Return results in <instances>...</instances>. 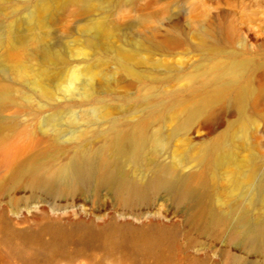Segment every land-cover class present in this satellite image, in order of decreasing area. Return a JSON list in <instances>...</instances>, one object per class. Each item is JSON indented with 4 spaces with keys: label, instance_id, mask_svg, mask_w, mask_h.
<instances>
[{
    "label": "rangeland",
    "instance_id": "1",
    "mask_svg": "<svg viewBox=\"0 0 264 264\" xmlns=\"http://www.w3.org/2000/svg\"><path fill=\"white\" fill-rule=\"evenodd\" d=\"M191 15L216 31L221 54L191 48ZM147 37L181 41L139 47ZM233 57L247 63L239 86L256 91L249 116L207 106L181 127L180 108L210 93L212 68ZM113 122L161 134L163 144L149 143L136 165L119 162L133 182L167 167L189 194L149 190L136 200L97 181L41 187L78 150L107 154L113 135L97 133ZM221 140L233 160L212 168L202 156ZM257 157L264 165V0H0V264H264L233 236L242 212L249 232L263 228L256 199L248 203L260 181ZM132 228L165 236L148 247Z\"/></svg>",
    "mask_w": 264,
    "mask_h": 264
},
{
    "label": "bare ground",
    "instance_id": "2",
    "mask_svg": "<svg viewBox=\"0 0 264 264\" xmlns=\"http://www.w3.org/2000/svg\"><path fill=\"white\" fill-rule=\"evenodd\" d=\"M136 1L126 0V4L133 7ZM40 8L44 9V6L40 4ZM201 17L203 15H191L189 17L190 36L191 38L194 37V43L191 48L209 54H221L223 51L217 40L219 37H216V31L214 32L210 29V26L199 24L198 20ZM148 18L146 15H141V24H144ZM114 27L117 29L116 25ZM180 41L179 38L156 41L147 37L140 38L138 46L162 50L168 48L171 44H178ZM132 57L131 60H135L134 53H132ZM131 66H127L126 71L132 77L138 78V72L134 66ZM212 71L214 74L213 90L210 93L208 92L209 94L201 95L191 108H180V113L186 115L185 120L180 124L181 127H186L191 119L199 116L202 109L207 106L229 104L239 117L247 118L249 116L250 113L246 107L254 105L256 102V91L247 85L239 86V80L247 72V63L233 57L228 63L213 67ZM251 96H254L253 100L255 101L249 100ZM106 130L98 132L97 135L102 138L108 133L113 135L111 142L107 144V149H109L107 154L103 151L90 154L87 151L78 150L67 164L52 171L47 178L40 180L42 181L40 183L41 187L46 190L62 191L70 187H81L89 181H97L99 185L110 186L116 193H125L130 199L136 200L142 199L149 190L165 189L174 193L177 197L189 194L184 178L175 175L167 167H158L152 170L146 180H144L147 182L143 185L133 182L140 180L129 178L119 167V162L121 161L131 162L136 165L149 143L161 146L163 141L159 132H154L150 136L142 129L134 132H123L119 131L114 122ZM239 138L245 140L249 138V134L244 132ZM252 141L253 145H256L253 137ZM208 151L207 155L203 154L202 159L209 161L212 168L228 165L233 160L229 143L226 140L213 143ZM254 168L255 164H253L246 178H250ZM256 172L260 175V181L256 182L253 189L254 193L248 203L251 204L252 200L256 199V204L259 206L258 210L260 211L256 219V225L261 224L263 228L259 227L249 232L246 227L245 214L242 212L235 223L233 236L239 235L241 240L248 242L256 248V251L264 254V165L260 157H257L256 160ZM83 231L86 235L92 234L89 229H84ZM128 232L148 247L156 246L165 236V231L161 230L145 231L132 228ZM55 236L60 239L64 236V232L57 230L55 231Z\"/></svg>",
    "mask_w": 264,
    "mask_h": 264
}]
</instances>
